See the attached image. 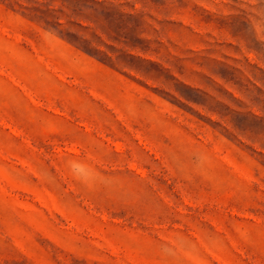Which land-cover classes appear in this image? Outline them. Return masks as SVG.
I'll use <instances>...</instances> for the list:
<instances>
[{
    "label": "rangeland",
    "instance_id": "obj_1",
    "mask_svg": "<svg viewBox=\"0 0 264 264\" xmlns=\"http://www.w3.org/2000/svg\"><path fill=\"white\" fill-rule=\"evenodd\" d=\"M0 264H264V0H0Z\"/></svg>",
    "mask_w": 264,
    "mask_h": 264
},
{
    "label": "clouds",
    "instance_id": "obj_2",
    "mask_svg": "<svg viewBox=\"0 0 264 264\" xmlns=\"http://www.w3.org/2000/svg\"><path fill=\"white\" fill-rule=\"evenodd\" d=\"M72 168L76 171V172H83L84 169H83V166L79 165V164H73L72 165Z\"/></svg>",
    "mask_w": 264,
    "mask_h": 264
}]
</instances>
